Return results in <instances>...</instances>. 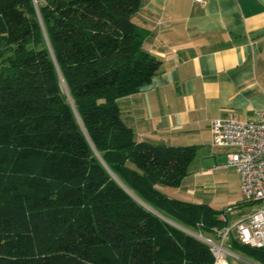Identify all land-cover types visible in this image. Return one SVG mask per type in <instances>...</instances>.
<instances>
[{
	"label": "trees",
	"instance_id": "obj_1",
	"mask_svg": "<svg viewBox=\"0 0 264 264\" xmlns=\"http://www.w3.org/2000/svg\"><path fill=\"white\" fill-rule=\"evenodd\" d=\"M141 5L0 0V264H214L221 211L159 188L197 147L138 140L118 103L162 64ZM230 248L264 264V246Z\"/></svg>",
	"mask_w": 264,
	"mask_h": 264
},
{
	"label": "crops",
	"instance_id": "obj_2",
	"mask_svg": "<svg viewBox=\"0 0 264 264\" xmlns=\"http://www.w3.org/2000/svg\"><path fill=\"white\" fill-rule=\"evenodd\" d=\"M132 19L162 64L150 83L118 99L123 119L140 141L197 147L181 185L159 188L218 212L232 206L239 219L250 204L226 166L230 149L213 145L211 128L217 118L264 109V0H142ZM232 252L219 264H260Z\"/></svg>",
	"mask_w": 264,
	"mask_h": 264
},
{
	"label": "built area",
	"instance_id": "obj_3",
	"mask_svg": "<svg viewBox=\"0 0 264 264\" xmlns=\"http://www.w3.org/2000/svg\"><path fill=\"white\" fill-rule=\"evenodd\" d=\"M211 131L213 145L230 149L226 166L238 172L244 199L259 205L236 220L231 218L234 207L226 208L220 218L227 224L214 227L212 236L202 237L210 245L214 264H219L228 254L235 255L230 248L232 239L251 247L264 246V109L244 120L234 115L217 118Z\"/></svg>",
	"mask_w": 264,
	"mask_h": 264
},
{
	"label": "rangeland",
	"instance_id": "obj_4",
	"mask_svg": "<svg viewBox=\"0 0 264 264\" xmlns=\"http://www.w3.org/2000/svg\"><path fill=\"white\" fill-rule=\"evenodd\" d=\"M256 209H257V207L255 205L254 206L253 205H247L246 208L244 209V213H246V215H248V214H250L252 211H254Z\"/></svg>",
	"mask_w": 264,
	"mask_h": 264
},
{
	"label": "water",
	"instance_id": "obj_5",
	"mask_svg": "<svg viewBox=\"0 0 264 264\" xmlns=\"http://www.w3.org/2000/svg\"><path fill=\"white\" fill-rule=\"evenodd\" d=\"M199 237H201V236H199Z\"/></svg>",
	"mask_w": 264,
	"mask_h": 264
}]
</instances>
